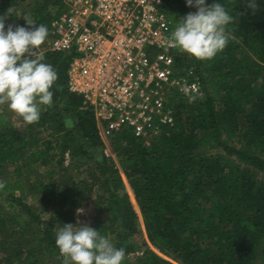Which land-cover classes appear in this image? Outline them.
Listing matches in <instances>:
<instances>
[{"label": "trees", "instance_id": "16d2710c", "mask_svg": "<svg viewBox=\"0 0 264 264\" xmlns=\"http://www.w3.org/2000/svg\"><path fill=\"white\" fill-rule=\"evenodd\" d=\"M163 1L176 25L196 11L186 0ZM34 2L32 19L50 30L60 1ZM218 2L235 17L226 28L225 50L211 61H199L174 49L180 70L191 68L188 73L200 81L204 95L194 102L182 97L175 122L163 125L150 145L127 128L111 134L124 179L117 175L114 159L103 154L96 158L101 174L107 175V196L100 217L89 225L116 248H125L123 264H134L128 255L141 250V264H264V178L257 174L264 173V0H257L255 14L246 0ZM16 3L3 0L0 11L4 14ZM5 23L7 30L10 23ZM42 54L58 73L51 89L53 106H41L40 121L23 130L0 109V182L5 183L0 234L9 231L2 242L4 264H63L56 232L71 223L78 206L73 203L86 192L83 180L30 181L35 167L54 160L51 142L36 128L55 122L56 131L63 132V149L73 156L94 157L102 145V124L67 87L73 54ZM213 149L229 157L211 155ZM38 192L37 206L25 200ZM47 204L50 216L43 218ZM143 231L146 238L139 240Z\"/></svg>", "mask_w": 264, "mask_h": 264}, {"label": "built area", "instance_id": "2783aa9c", "mask_svg": "<svg viewBox=\"0 0 264 264\" xmlns=\"http://www.w3.org/2000/svg\"><path fill=\"white\" fill-rule=\"evenodd\" d=\"M59 1L40 51L76 53L68 90L92 108L109 134L127 128L150 145L163 125L175 122L167 101L204 95L168 47L177 25L163 0Z\"/></svg>", "mask_w": 264, "mask_h": 264}, {"label": "clouds", "instance_id": "9594fccd", "mask_svg": "<svg viewBox=\"0 0 264 264\" xmlns=\"http://www.w3.org/2000/svg\"><path fill=\"white\" fill-rule=\"evenodd\" d=\"M189 12L171 32L168 47L187 53L199 61H211L225 50L229 42L226 28L235 21L226 7L213 0H186ZM246 7L255 14L259 10L257 0H246ZM12 6L0 15V106L7 105L26 124H36L41 119V106H53V85L58 73L51 64L45 63L41 46L49 36L44 24H37L23 15L25 26L8 24L16 14ZM195 88V86H192ZM188 95V87L183 89ZM196 95H189L194 102ZM66 123L71 125V121ZM5 183L0 182V190ZM78 209V214L82 212ZM55 243L63 256V264H123L124 247L116 248L111 240L100 234L88 223L77 220L75 225L64 223L56 232Z\"/></svg>", "mask_w": 264, "mask_h": 264}, {"label": "rangeland", "instance_id": "374dc122", "mask_svg": "<svg viewBox=\"0 0 264 264\" xmlns=\"http://www.w3.org/2000/svg\"><path fill=\"white\" fill-rule=\"evenodd\" d=\"M18 3V6L13 4L17 8V14L18 19L16 21L7 20L10 24H18L20 26H25L26 21L23 19V15H28L30 18H32V9L34 6V0H16ZM16 3V4H17ZM5 11V10H4ZM59 9H55V12L57 13ZM54 12V13H55ZM55 13V14H56ZM0 15H3V11H0ZM76 54L75 52L73 53ZM77 55H81L80 53H77ZM188 72L191 70V68H187ZM182 100V96H179L178 99L169 100L166 102L167 106L170 107L173 112L175 113V108L180 104ZM0 109L3 111H6L9 113L11 117V123L13 126L19 128V129H25L26 124L22 118L15 115L13 112L9 110L7 105L0 106ZM57 124L55 122H50L45 126H40L36 128V131L40 133L41 137H44L45 139L49 140L52 144V152L54 154V160L50 162L49 164L45 166H38L35 167V170L37 171L36 174H30V181L34 182L39 178L42 179L44 183L48 182L50 179H73L75 181L83 180V187L86 189V192L83 191L82 196L79 197L81 199L79 202H75L73 204L78 205L74 212L71 214V224L75 225L77 223V220L91 224L96 219L100 217L101 210L103 208L102 202L103 199L107 196V186H106V177L107 175L101 174L102 171L100 170V166H98V163L96 162V158H99V155L103 154L107 157H111L114 159L117 170V175L122 177L124 179L123 171L120 168L119 164L117 163L118 157L116 152L114 151L113 147L111 146V134H109V131L104 123H102V132L100 133V139L102 145L99 147V152L95 153L94 157L89 158L88 154H85L83 156H76L71 155L70 150L63 149V145L65 144V139L63 138V132L62 131H56ZM239 135H242L239 133ZM231 143H235V141L231 140ZM211 155H215V153H222L229 157V154L227 152L221 150V149H213L209 152ZM232 159L234 157L230 155ZM82 158L87 159V163H84L82 161ZM111 164V163H110ZM109 164V166H110ZM39 173V174H38ZM257 174L264 178V173L257 171ZM83 189V190H84ZM42 195L41 192L34 193L31 195H28L26 197V201L33 205H38V198ZM51 206V205H50ZM50 206L47 204L43 210L41 215L43 218H48L50 216ZM68 206H66L64 209H67ZM82 209L83 211L78 214L77 210ZM14 215L17 213V209L14 210ZM9 231L5 230L0 234V264H4L3 260L6 255V252L4 251V247L2 242L6 239L5 235H7ZM146 238V231H143L142 234L139 235V240ZM113 243V242H112ZM114 244V243H113ZM151 249H155L151 244L149 245ZM158 252V251H157ZM143 251H138L134 253H130L128 256L135 261L134 264H141L139 261L138 256L142 255ZM163 255V254H162ZM177 264H180L177 262Z\"/></svg>", "mask_w": 264, "mask_h": 264}, {"label": "crops", "instance_id": "0c3cea01", "mask_svg": "<svg viewBox=\"0 0 264 264\" xmlns=\"http://www.w3.org/2000/svg\"><path fill=\"white\" fill-rule=\"evenodd\" d=\"M3 0H0V2H2Z\"/></svg>", "mask_w": 264, "mask_h": 264}]
</instances>
